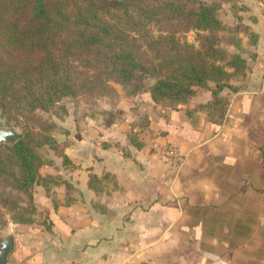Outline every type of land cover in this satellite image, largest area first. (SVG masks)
<instances>
[{
    "label": "crops",
    "instance_id": "crops-1",
    "mask_svg": "<svg viewBox=\"0 0 264 264\" xmlns=\"http://www.w3.org/2000/svg\"><path fill=\"white\" fill-rule=\"evenodd\" d=\"M241 1L256 46L243 53L245 76L223 91L224 120L201 108L209 90L172 107L122 91L115 111L67 148L59 207L35 193L47 222L19 231L7 264H264V0ZM160 145L183 161L171 165ZM106 174L97 195L89 177Z\"/></svg>",
    "mask_w": 264,
    "mask_h": 264
},
{
    "label": "trees",
    "instance_id": "trees-1",
    "mask_svg": "<svg viewBox=\"0 0 264 264\" xmlns=\"http://www.w3.org/2000/svg\"><path fill=\"white\" fill-rule=\"evenodd\" d=\"M218 10L214 0H0V109L24 129L20 139L0 142V185L29 194L40 184L46 159L39 149L56 147L53 124L42 114L57 113L69 97L97 103L123 86L172 107L212 82L214 98L201 108L221 123L229 107L221 93L247 67L238 55L226 62L232 74L219 62L227 53L216 45L225 29ZM190 30L206 33L200 46L181 37ZM129 136L141 146L135 133ZM111 179L90 175L88 185L99 195Z\"/></svg>",
    "mask_w": 264,
    "mask_h": 264
},
{
    "label": "rangeland",
    "instance_id": "rangeland-1",
    "mask_svg": "<svg viewBox=\"0 0 264 264\" xmlns=\"http://www.w3.org/2000/svg\"><path fill=\"white\" fill-rule=\"evenodd\" d=\"M214 1L219 4L218 18L225 27V29H222L219 33H217L220 41L216 45L218 48L223 49L227 53L225 56L226 61H221L219 59V62L224 65L230 74H232L234 69L230 67L229 64H226V62L231 61V56L233 55H238L245 60L244 54L247 53V49L248 52H252L254 46H256V33L248 24L251 21L248 18L249 13L247 12V8L244 9L241 0ZM150 34L152 37H156L158 35L157 27L152 28ZM205 35V32L190 30L185 34H182L181 37L198 47L202 42L200 36ZM244 38L247 40L246 45L242 42ZM147 53L150 57H152V52L149 51V49L147 50ZM245 63L248 68L247 61ZM242 78L243 76L240 74L235 75L233 73L229 83L231 85V82H239ZM215 87V84L210 82L208 84V89L204 91L209 90L213 93V89H215ZM114 88L115 91L111 94L113 97H103L97 103L86 102L83 98L77 99L69 97L64 100L62 103L63 105H61L62 107L57 110V113L52 114L49 112L42 114L45 120L53 124L49 134L54 137L56 147L55 149H50L51 147L46 145L39 149V154L46 159V164L40 171L42 176L40 184L33 186L32 191L29 192V194L17 193L14 190L12 191L3 185H0V191L5 199L4 202H1L0 200V235H12L15 242H20L18 241L20 240L18 239V236L20 233H23L19 232L21 229L26 231L29 227L47 222L48 211L43 204L38 202L39 198L35 196L37 191H41L42 194H46V196L53 201L52 203L55 209L59 207L61 203H59L60 201L58 200V191H62L59 186L67 184L68 180H70L68 177L72 170L69 169L73 167L71 160L66 154V150L69 146L71 147V144H73L74 141L80 142L82 138V131L87 130V127L91 126L90 123H92V125H96L102 118L115 111L122 91L128 94L127 88L123 86H116ZM223 91L221 95L225 97L223 95ZM139 93L140 94L131 96H140L149 92L141 91ZM7 117L8 115H3V110L0 109V119L4 122L5 126L14 125L19 132H24L21 125H19L15 120L8 121ZM167 146L168 145L159 146L160 154L163 159V150ZM61 151H64V153L59 155ZM65 156L67 157L68 162H66ZM112 180L113 178L110 182H112ZM64 190L65 188H63V191ZM68 190L71 191V189ZM66 191L67 189L65 192ZM29 195L32 196V200L29 199ZM7 199L11 202L7 203ZM12 201L16 202L17 205H19V208L22 209L14 208ZM20 217L31 218V221L28 225H20L17 223V221L20 220Z\"/></svg>",
    "mask_w": 264,
    "mask_h": 264
},
{
    "label": "water",
    "instance_id": "water-1",
    "mask_svg": "<svg viewBox=\"0 0 264 264\" xmlns=\"http://www.w3.org/2000/svg\"><path fill=\"white\" fill-rule=\"evenodd\" d=\"M14 125L5 126L0 119V142H14L22 137ZM14 238L12 235H0V264H7L8 256L14 249Z\"/></svg>",
    "mask_w": 264,
    "mask_h": 264
},
{
    "label": "built area",
    "instance_id": "built-area-1",
    "mask_svg": "<svg viewBox=\"0 0 264 264\" xmlns=\"http://www.w3.org/2000/svg\"><path fill=\"white\" fill-rule=\"evenodd\" d=\"M163 157L171 165H178L183 161L177 149L174 146L170 145L165 147V149L163 150Z\"/></svg>",
    "mask_w": 264,
    "mask_h": 264
}]
</instances>
